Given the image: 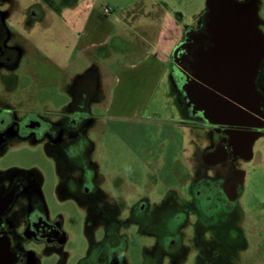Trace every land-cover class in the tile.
Returning a JSON list of instances; mask_svg holds the SVG:
<instances>
[{
	"label": "rangeland",
	"instance_id": "374dc122",
	"mask_svg": "<svg viewBox=\"0 0 264 264\" xmlns=\"http://www.w3.org/2000/svg\"><path fill=\"white\" fill-rule=\"evenodd\" d=\"M3 1V9L11 8L13 12L30 3H38L31 7L35 15L31 23L18 24L13 19L8 20L13 30L28 35V38L29 35L37 36L38 41H28V54L21 58L14 74L3 73L4 70L0 69V99L13 105L20 116L33 114L42 121V126L53 123L58 127L51 138L44 136L35 141L29 137H9L0 146V180L21 175L38 181L46 216L60 227L63 234L62 239L53 244L31 242L27 247L33 253L30 264H82L89 245L115 242V235L122 238V219L133 212L134 205L139 202L144 203L147 212H153L151 216L154 218L164 210L171 213L179 208L185 213L188 210L189 217L183 218L187 221L182 229L180 252L176 257H164L163 264H264V135L255 140L251 160L242 164L244 176L236 201L228 202L214 185L198 187L202 190L201 200L204 202L196 201L191 196L190 187L191 129L177 122L176 106L168 97L167 76L157 87L147 108L126 116H115L105 112L103 107L90 110L79 104L72 107L75 111L84 107L83 124L85 128L91 126L84 134L85 152L78 159L76 149L79 146L67 136V118L72 114L66 108L69 96L61 87L62 82L53 81L56 77L47 63L55 48L68 51V56L71 49L70 44L60 47L46 38L47 12L41 5L47 8L46 3L57 0ZM95 1L105 3V7L111 9V18L126 19L133 15L135 24L146 21L153 26L161 19L162 9L167 10L172 20L188 29L198 25L207 7V0ZM255 1L264 6V0ZM28 12L29 8L24 12L26 18H29ZM49 13L55 18L53 11L49 10ZM37 50L47 58L42 64L34 55ZM75 62L78 64L71 62L70 66L64 67L66 75L70 76L74 70L82 71L87 66L84 60ZM63 65L61 61L59 66ZM40 67L41 78L38 76ZM12 85L11 90L2 93ZM83 165H86L88 178L84 188L86 193L78 191L73 182L76 170L79 169L78 175L82 173ZM236 209L244 217L245 248L241 241L231 236L232 221L225 218L227 212ZM202 211L203 219L196 220L195 215ZM174 217L177 218L170 217L168 221L171 230L181 222L179 213ZM115 220L119 224L109 223ZM215 222L227 226L214 232ZM258 227L262 228V233H258ZM123 232L128 243L125 251L127 264H149L142 248L153 238L136 233L133 226ZM171 240L175 241V238ZM91 254L98 253L92 251Z\"/></svg>",
	"mask_w": 264,
	"mask_h": 264
},
{
	"label": "flooded vegetation",
	"instance_id": "af4514ba",
	"mask_svg": "<svg viewBox=\"0 0 264 264\" xmlns=\"http://www.w3.org/2000/svg\"><path fill=\"white\" fill-rule=\"evenodd\" d=\"M3 4L4 1L0 0V69L6 70L16 64L22 49L19 38L14 37L7 25L8 11H3ZM36 4L28 5L29 14H34L31 7H35ZM257 11L258 27L264 35V6L257 4ZM206 12L205 9L198 25L194 30L188 31L186 40L177 50L173 75L179 87L182 110L188 117L198 121L205 139L204 145L195 147L192 152L191 196L196 201L202 202V190L198 187L214 185L228 202H234L239 197L243 182L242 164L251 160L255 140L264 135V37L259 38V46L252 52L241 49L230 52V58L224 68L229 73V86L222 89L224 93H220L226 102L225 110L211 114L212 112L201 107L196 94L188 93V96L180 88L182 85L186 88L190 83L193 73H196L195 65L203 61L204 56L213 46L210 33L212 23ZM212 104L217 105L214 101ZM85 111L84 107L77 111L75 108L71 109L72 114L68 116L66 123L69 129L68 139L79 146L76 149L78 159L85 152ZM42 124V121L33 114L20 116L10 105L0 104V146L9 137H29L37 141L39 137L51 138L57 133L55 130H58V127L53 123L50 126H42ZM81 167L82 173L78 175L79 169H77L76 179L74 178L73 182L78 191L86 193L84 188L88 182L87 169L86 165ZM37 185L38 181L21 175L0 180V202L12 194L15 197L10 208L4 214H0V237L8 238L10 251L15 255L8 264H30L33 262V253L27 247L31 242L53 244L63 237L60 227L47 218ZM16 202L17 206H15ZM133 209V212L127 213L122 219V225L124 224L121 228L122 238L120 235H115V242L104 244L96 242L89 245L88 251L82 257V264H127L125 251L128 243L123 230L128 226H133L138 234L153 238L149 245L142 248L147 263L163 264L164 257L178 256L183 225H186L187 221L183 218L189 217L188 210L186 213L181 208L173 213L164 210L154 218L151 216L153 212H147L142 202L135 204ZM176 213L181 216V222L171 230L168 221L170 217L177 218L174 217ZM222 215L225 216V213ZM195 216H197L196 220L203 219V211ZM242 217L237 209L235 212H227L225 216L232 221L231 236L241 241L243 246L245 241L242 235L244 227ZM119 221L121 222V219ZM109 223L118 222L115 220ZM225 226L227 225L215 222L212 230L217 232L225 229ZM172 237L175 241L171 240ZM92 251H97L98 254L93 255Z\"/></svg>",
	"mask_w": 264,
	"mask_h": 264
},
{
	"label": "crops",
	"instance_id": "0c3cea01",
	"mask_svg": "<svg viewBox=\"0 0 264 264\" xmlns=\"http://www.w3.org/2000/svg\"><path fill=\"white\" fill-rule=\"evenodd\" d=\"M28 5L14 12L11 8L3 9L8 11L7 25L14 37L19 38L22 49L16 64L3 73L12 74L16 71L21 64V58L28 54V41H38L37 36L33 38L29 35L28 38V35L24 36L13 30L8 24L9 19L18 24L31 23V18L35 15L28 14L29 18L24 15ZM41 7L47 12L46 38L49 37L60 47L71 45L69 56L68 51L64 52L57 47L50 52L47 61L49 69H52L56 77L52 80L56 83L62 82L61 87L69 96L67 111L79 104L89 110L103 107L105 112H111L115 116H126L140 108H147L157 87L168 76V97L176 106L177 122L180 126L191 129L190 143L193 149L204 145L203 129L198 121L188 117L182 110L179 87L173 75L174 51L186 40L188 31L195 28L183 27L172 20L168 11L163 9L161 19L152 26L146 21L135 24L133 15L126 19L117 16L111 18V9L104 11L105 3L97 4L95 0H57L51 4L46 3L47 8L43 5ZM49 10L54 12L55 18L52 13L48 14ZM34 55L41 62L38 61L39 64L47 59L38 50ZM77 59L86 62L85 69L74 70L70 76L66 75L64 67L70 66L71 62L77 65ZM61 61L64 65L60 67ZM38 76H43L42 67L38 70ZM7 88L2 93L11 90L13 85ZM180 88L188 94L184 85ZM0 104L13 106L4 99H0ZM91 119L95 121V118ZM90 127H86L84 132L87 133ZM258 230V233L263 231L261 227ZM242 235L244 239V227ZM243 247L245 248V242Z\"/></svg>",
	"mask_w": 264,
	"mask_h": 264
},
{
	"label": "water",
	"instance_id": "95a60500",
	"mask_svg": "<svg viewBox=\"0 0 264 264\" xmlns=\"http://www.w3.org/2000/svg\"><path fill=\"white\" fill-rule=\"evenodd\" d=\"M206 5V13L212 23L210 33L213 46L203 61L195 65L196 73H193V79L187 84L186 90L188 93H196L201 107L213 114L225 110L226 102L220 93H224L222 89L229 86V73L224 68L230 58V52L239 49L252 52L259 46V38L264 35L258 27L255 0H207ZM176 52L177 49L174 56ZM212 101L217 105H213ZM14 198L12 194L0 202V214L10 208ZM14 258L8 238L0 237V264H8Z\"/></svg>",
	"mask_w": 264,
	"mask_h": 264
},
{
	"label": "built area",
	"instance_id": "2783aa9c",
	"mask_svg": "<svg viewBox=\"0 0 264 264\" xmlns=\"http://www.w3.org/2000/svg\"><path fill=\"white\" fill-rule=\"evenodd\" d=\"M104 11L108 12L110 9L108 7H104Z\"/></svg>",
	"mask_w": 264,
	"mask_h": 264
}]
</instances>
